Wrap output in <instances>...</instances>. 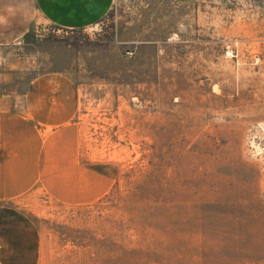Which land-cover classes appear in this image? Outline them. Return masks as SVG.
Here are the masks:
<instances>
[{"label": "rangeland", "instance_id": "1", "mask_svg": "<svg viewBox=\"0 0 264 264\" xmlns=\"http://www.w3.org/2000/svg\"><path fill=\"white\" fill-rule=\"evenodd\" d=\"M27 91L59 120L43 183L0 203L35 229L3 264H264V0L36 14L0 40V109Z\"/></svg>", "mask_w": 264, "mask_h": 264}, {"label": "crops", "instance_id": "2", "mask_svg": "<svg viewBox=\"0 0 264 264\" xmlns=\"http://www.w3.org/2000/svg\"><path fill=\"white\" fill-rule=\"evenodd\" d=\"M112 1L11 0L8 5L9 2L0 0V40L17 38L33 23L36 14L62 28L91 27L107 13ZM7 30L15 34L6 35ZM10 100L19 106L0 109V203L24 198L43 183L45 175L50 173V170L46 172L51 151L46 132L58 126L47 121L59 120L52 108V98H36L27 91L22 97L12 96ZM9 213L5 206L0 207V264L5 262V256L11 262L13 255H29L30 245L32 251L35 249V237L30 243L29 235L30 229L35 231L34 227L4 218Z\"/></svg>", "mask_w": 264, "mask_h": 264}]
</instances>
